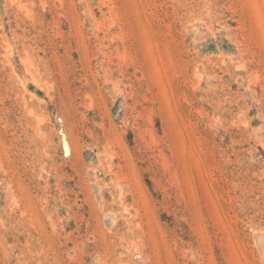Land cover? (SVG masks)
<instances>
[{
    "label": "rangeland",
    "instance_id": "rangeland-1",
    "mask_svg": "<svg viewBox=\"0 0 264 264\" xmlns=\"http://www.w3.org/2000/svg\"><path fill=\"white\" fill-rule=\"evenodd\" d=\"M0 264H264V0H0Z\"/></svg>",
    "mask_w": 264,
    "mask_h": 264
}]
</instances>
